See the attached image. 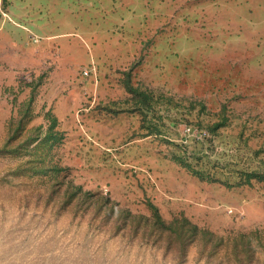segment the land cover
Returning a JSON list of instances; mask_svg holds the SVG:
<instances>
[{"label":"rangeland","instance_id":"obj_1","mask_svg":"<svg viewBox=\"0 0 264 264\" xmlns=\"http://www.w3.org/2000/svg\"><path fill=\"white\" fill-rule=\"evenodd\" d=\"M18 26L0 264H264V0H68L61 37Z\"/></svg>","mask_w":264,"mask_h":264},{"label":"crops","instance_id":"obj_2","mask_svg":"<svg viewBox=\"0 0 264 264\" xmlns=\"http://www.w3.org/2000/svg\"><path fill=\"white\" fill-rule=\"evenodd\" d=\"M11 5L0 4V37L9 26L27 28L35 35L61 37L67 33L68 0H10ZM4 14L9 16L5 18ZM47 27L50 31L43 32Z\"/></svg>","mask_w":264,"mask_h":264}]
</instances>
